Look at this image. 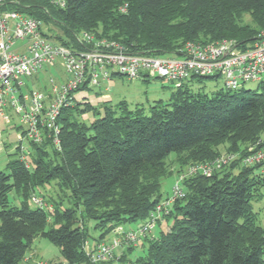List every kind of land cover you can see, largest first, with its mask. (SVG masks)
<instances>
[{"label":"trees","instance_id":"trees-1","mask_svg":"<svg viewBox=\"0 0 264 264\" xmlns=\"http://www.w3.org/2000/svg\"><path fill=\"white\" fill-rule=\"evenodd\" d=\"M2 10L56 27L62 35L42 31L67 46L87 47L77 40L87 31L128 52L153 55L180 53L187 42L232 39L251 46L264 29V0H66L64 7L53 0H7ZM191 81L148 111L124 101L63 108L60 149L48 132L43 143L30 144L29 167L18 157L0 169V264H20L38 236L57 245L69 264H111L116 253L94 262L97 245L118 226L139 227L164 199L163 165L171 153H187L188 167L220 157L224 144L230 145L226 154H242L241 143L264 135V80L253 90L222 87L212 94L194 91ZM85 112L94 116L90 123L77 118ZM53 181L57 192L41 191ZM183 186L185 196L158 222L157 235L142 237L147 248L133 264H264V224L254 209L264 199V176L256 168L237 159L211 175L188 176ZM12 191L19 204L10 203ZM91 223L100 233L90 245Z\"/></svg>","mask_w":264,"mask_h":264},{"label":"built area","instance_id":"built-area-1","mask_svg":"<svg viewBox=\"0 0 264 264\" xmlns=\"http://www.w3.org/2000/svg\"><path fill=\"white\" fill-rule=\"evenodd\" d=\"M6 1L0 0V5ZM53 2L66 6V0ZM77 40L88 46L78 49L48 37L42 31V22L30 14L16 10L0 11V134L3 125L13 123V128L18 130L16 148L19 157L28 167L32 152L30 144L43 143L48 132L56 148L60 149L59 117L63 108L78 101L76 90L79 87L86 92L116 75L129 79H167L175 87L198 76L223 77L228 89H239L249 81L264 80V29L251 46H239L232 39L187 42L180 53L172 55L128 52L121 43L97 39L87 31L81 32ZM55 64L63 67L67 78L58 82L50 77L47 88H28L27 80ZM99 97L106 99L109 95L102 93ZM237 159L264 176V135L242 154H222L212 161L190 164L178 176L171 195L155 206L145 222L136 229L118 226L113 230L110 242L97 245L94 262L112 260L118 248L137 245L142 237L151 233L174 202L185 196L183 181L186 177L199 173L211 175ZM33 200L40 206L44 203L38 196ZM34 264L69 263L36 259Z\"/></svg>","mask_w":264,"mask_h":264},{"label":"rangeland","instance_id":"rangeland-1","mask_svg":"<svg viewBox=\"0 0 264 264\" xmlns=\"http://www.w3.org/2000/svg\"><path fill=\"white\" fill-rule=\"evenodd\" d=\"M248 19V18H247ZM43 30L46 33L52 34L54 37L57 35H62V32L58 30L56 27L42 24ZM51 30V32H50ZM47 68L46 76H52L56 81L61 82L65 78H67V74L63 67L59 64H55ZM42 80L45 86L47 85L46 76L42 72L40 73ZM264 79V75H263ZM29 86H38L37 82L32 81L29 82L27 80V84ZM34 84V85H33ZM191 87L194 91L202 90L206 93L212 94L216 92L218 89L225 87L224 85V78L217 77V78H203L202 81L198 79V77H194L193 81L190 82ZM259 81H249L243 85L244 89H256L259 86ZM43 85V86H44ZM180 85L179 87H181ZM36 88H39L36 87ZM107 88V89H105ZM242 88V87H240ZM102 90L103 93H107L109 95L108 99H104L101 97H97L95 94L96 91ZM176 91V87L173 83L168 81L167 79L161 78H139V79H129L124 76L116 75L112 79L105 81L102 83L100 87H95L90 90L79 91L77 93L78 101H82L81 103H86V101H90L96 105H100L104 101H109L110 104H118L122 101L126 102L130 107L141 106L146 111L150 109L156 102L162 100L164 102H169L172 93ZM87 97H86V96ZM78 120H83L86 123H90L94 116L92 112H85L82 115L77 116ZM18 144V130L13 128V123L9 125H3L1 127V134H0V169H5L6 164L9 160L16 159L19 157V153L16 150V146ZM250 143H241L239 148V152L246 149ZM229 144L220 145L218 151L222 154L228 153ZM191 160L188 159V154H176L171 153L166 160L164 161V170L166 171V175L162 178V186H161V194L163 198L168 197L171 195L173 185L178 178V168L186 169L187 164L190 163ZM58 186L56 181H53L51 184L41 188L43 192H57ZM10 203L11 204H19L20 198L16 196L15 192L12 191L9 195ZM65 202L63 203L64 206L69 205L67 198H64ZM32 206H34L32 204ZM254 209L258 211L260 214L258 215V221L261 224H264V199L256 201L254 203ZM136 223H128L125 226H132ZM90 239L89 244H93L95 237L99 236V231L93 228V223L90 224ZM160 231V227L158 225L155 226L153 229V234L157 235ZM152 234V233H151ZM111 233L107 235L105 238L106 242H110L111 240ZM125 249L126 255L128 256V260L122 261L121 263L117 262V264H133V260L141 255L144 254L145 249L147 246L144 247L142 245L135 246L132 249H129L126 246H123ZM120 248L116 250L117 255H120ZM35 254V260H57L61 262H65L66 259L63 256L61 249L51 242L49 239L45 237L38 236L30 250L27 253V256H32ZM117 258V257H116ZM114 258V259H116ZM33 262V264H34ZM114 262V261H113ZM20 264H29L23 260Z\"/></svg>","mask_w":264,"mask_h":264},{"label":"crops","instance_id":"crops-1","mask_svg":"<svg viewBox=\"0 0 264 264\" xmlns=\"http://www.w3.org/2000/svg\"><path fill=\"white\" fill-rule=\"evenodd\" d=\"M43 74H45V76H46V72H42ZM50 77H52V76H46V82H47V85H48V83H49V78ZM29 82H31V84H32V81H35V82H37L36 84H39L38 86H39V88H44V87H47V86H45L44 85V82H43V80H42V77H41V75H40V73L39 74H37L34 78H32V79H30V80H28ZM28 85V88H36V87H38V86H29V83L27 84ZM34 85V84H33ZM44 85V86H43ZM98 97V96H97ZM138 226V224H135V225H130V226H125L127 229H133V228H136ZM111 239L110 240H112L113 239V232L111 233ZM151 235H153V232H152V234ZM145 238V237H144ZM144 238H142V240L140 241V245H143V243L145 242L144 241ZM144 241V242H143ZM138 246V245H137ZM120 255H117V258H116V261L115 262H112L111 264H117V262H119V263H121L122 262V260H120L119 259V257L121 256V255H125L126 256V258L128 259V256L126 255V252H125V249L122 247V248H120ZM116 253V252H115ZM117 254V253H116ZM35 254H33L32 256H26V258L24 259L25 260V262H27V263H29V264H33V262H34V260H35Z\"/></svg>","mask_w":264,"mask_h":264}]
</instances>
